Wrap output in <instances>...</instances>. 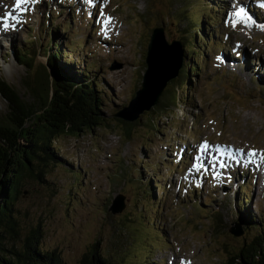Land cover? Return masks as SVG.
I'll return each instance as SVG.
<instances>
[{"label":"rangeland","instance_id":"rangeland-1","mask_svg":"<svg viewBox=\"0 0 264 264\" xmlns=\"http://www.w3.org/2000/svg\"><path fill=\"white\" fill-rule=\"evenodd\" d=\"M185 2L23 0L17 7V0H0V72L25 101L32 100L28 69L15 51L33 39L35 65L47 62L50 12L64 58L92 72L105 91V123L56 141L60 164L46 170L45 181L27 177L16 202L22 236L39 228L40 244L59 251L66 264H79L96 244L123 264H223L227 249L238 250L260 228L243 236L230 232L241 231L233 202L235 189L240 194L246 183L245 209L257 224L264 221V0L220 4V17L207 31L211 42L201 41L206 57H198L200 71L190 67L187 105H172L176 93L183 96L174 78L138 120L117 116L142 86L156 27L184 50L181 36L193 15L186 5L192 0ZM237 8L246 17L237 16ZM8 111L0 95V116ZM119 119L136 123L130 136ZM205 144L215 147L203 149L207 154L198 161ZM257 155L261 167L249 158ZM232 157L239 163L232 166ZM121 196L124 208L114 213ZM216 209L222 214L218 231Z\"/></svg>","mask_w":264,"mask_h":264},{"label":"trees","instance_id":"trees-1","mask_svg":"<svg viewBox=\"0 0 264 264\" xmlns=\"http://www.w3.org/2000/svg\"><path fill=\"white\" fill-rule=\"evenodd\" d=\"M185 1L189 3L188 0ZM222 2L223 0H192V3L186 4L193 10V15L190 25L181 36L182 43L185 44L184 66L175 78L181 84L183 96L176 93L172 105H177L178 101L186 105L188 103L186 91L189 86L187 80L191 75L190 67L194 68V72L200 71L198 57L201 53L206 57L202 48L206 42L201 41L211 42L208 40L207 31L212 28L210 24L218 21ZM185 11L186 8L180 9L181 13ZM185 15L190 16L189 13ZM45 23H48L47 27L51 25L50 28L46 27L48 42L43 46L47 56L46 63L35 65L37 49L34 48L33 39H27L26 44L15 51L20 63L27 66L26 82L32 100L25 101L0 72V95L9 107L7 115L3 118L0 116V264H66L59 251L49 250L40 244L39 228L22 236L16 202L19 194L23 192L27 177L45 181L43 176L47 173L46 170L54 164H60L56 141L62 136H79L84 131L102 126L106 121L102 110L105 104L104 88L98 80L92 78L93 74L87 68L77 69L75 64L64 58L67 51L62 49L61 41L57 37L58 27L55 21H51V12L48 13ZM69 26L67 24L64 29L68 30ZM68 38L71 43L72 38ZM40 47L39 45L38 49ZM217 49L223 50L224 45L219 43ZM167 90L168 87L163 92L164 95ZM119 121L125 125L126 135L130 136L136 123ZM174 163V160L169 163L170 167L174 168ZM148 185L150 183H147V187ZM163 187L166 186L163 184ZM248 188V183L240 188L241 197L239 190L235 189L234 220L241 226L242 234L239 236H243L244 232L253 227L260 228L256 227L254 235L248 241L244 240L238 250L227 249L228 257L223 264H264V221L257 224L256 217L245 209L246 198L249 197ZM151 189L154 187L151 186ZM191 194L194 198L193 204L199 206L195 191ZM218 209L212 212L215 214L214 228L217 231L220 228L219 223H222V214ZM79 264L123 262L113 259L110 254L102 253L96 244Z\"/></svg>","mask_w":264,"mask_h":264},{"label":"water","instance_id":"water-1","mask_svg":"<svg viewBox=\"0 0 264 264\" xmlns=\"http://www.w3.org/2000/svg\"><path fill=\"white\" fill-rule=\"evenodd\" d=\"M146 64L141 88L136 91L129 105L117 113V116L126 121L138 120L145 111L151 110L158 104L168 83L178 77L184 65L182 44L179 41L168 42L164 36V28L156 27L148 44ZM123 198L121 196L114 203V213L123 210ZM230 232L237 236L242 234L233 230Z\"/></svg>","mask_w":264,"mask_h":264},{"label":"bare ground","instance_id":"bare-ground-1","mask_svg":"<svg viewBox=\"0 0 264 264\" xmlns=\"http://www.w3.org/2000/svg\"><path fill=\"white\" fill-rule=\"evenodd\" d=\"M227 5V4H226ZM239 10V11H238ZM237 13L239 12V13H241L240 15H237V16H244V17H246L245 15H247V12L246 11H241L239 8H237V11H236ZM245 12V13H244ZM211 147H215L214 145H208L206 148H203V146H202V148H201V152H200V156H198V161L200 160V159H204V156H206V152L205 151H202L203 149L204 150H206L207 148H211ZM217 147V146H216ZM244 149H242V151H243ZM208 151H210V152H212L213 153V157L215 158V155H214V152H213V150H208ZM207 151V152H208ZM232 151V150H231ZM242 151H239V152H242ZM194 154V153H193ZM229 154H231L230 152H229ZM198 155V154H197ZM195 156V155H194ZM249 158L251 159V163H258L259 164V166L261 167V165H262V162L260 161V159H259V157H258V155L257 156H253V157H250L249 156ZM195 161V160H194ZM206 161H207V159H206ZM205 161V162H206ZM224 162V161H223ZM229 162H230V160H229ZM232 162H233V165L232 166H234L235 165V162H237V164L239 163V160L237 159V158H234V157H232ZM198 163H202V162H198ZM225 163V162H224ZM227 164V163H226ZM229 165V164H228ZM230 166V165H229ZM261 174V173H260ZM264 177V176H263Z\"/></svg>","mask_w":264,"mask_h":264},{"label":"snow or ice","instance_id":"snow-or-ice-1","mask_svg":"<svg viewBox=\"0 0 264 264\" xmlns=\"http://www.w3.org/2000/svg\"><path fill=\"white\" fill-rule=\"evenodd\" d=\"M22 2H23V0H17V5H16V6L19 7V4L22 3ZM240 14H241V13H239V12L237 13V15H240ZM4 27L7 28L8 25L5 24ZM205 147H206V144H205ZM253 155H254V153H253Z\"/></svg>","mask_w":264,"mask_h":264}]
</instances>
